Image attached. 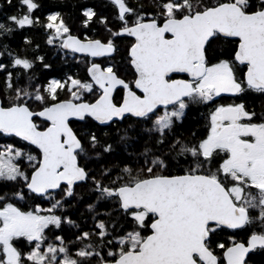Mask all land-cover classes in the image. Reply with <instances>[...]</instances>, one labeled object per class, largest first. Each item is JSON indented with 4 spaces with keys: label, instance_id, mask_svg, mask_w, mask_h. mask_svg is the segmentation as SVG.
Listing matches in <instances>:
<instances>
[{
    "label": "snow or ice",
    "instance_id": "1",
    "mask_svg": "<svg viewBox=\"0 0 264 264\" xmlns=\"http://www.w3.org/2000/svg\"><path fill=\"white\" fill-rule=\"evenodd\" d=\"M111 4L116 31L107 26V16L80 5L86 28L94 22L104 26L107 35L99 38L72 34L74 25L60 12L48 14L42 23L35 15L37 0H16L15 6L4 0L0 5V37L40 25L47 45L105 58L87 62L84 78L37 84L29 73L44 57L29 59L3 45L0 56L6 53L8 63L0 62L5 85L0 133L23 143L0 147V264H90L93 258L96 264H249L250 254L264 250V106L257 114L243 100L216 105L205 135L192 132L191 139L170 145L168 136L190 103L207 105L221 93L248 90L264 95V0ZM4 6L13 11H4ZM122 36L134 38L125 57L131 79L112 55L118 50L115 40ZM226 38H238V43L227 56L217 55ZM24 42L32 43L27 36ZM236 66H246L242 79ZM176 73L187 79L171 78ZM117 89L122 90L119 98ZM61 91L67 98H60ZM71 118L84 126L74 129ZM125 119L132 123L101 134L100 126L111 129ZM149 123L151 127H143ZM137 128L158 134L155 151L145 146L138 154L142 164L138 158L122 168L111 164L107 158L114 148L109 141L115 136L127 148L137 138L130 135ZM181 157L188 165L183 169ZM173 166L179 174H163ZM115 169L118 174L112 178ZM85 194L95 196L85 206L91 230L80 231L67 244L60 235L50 240V226L80 227L56 213L75 207ZM105 201L113 207L97 212ZM252 211L257 215H250ZM225 230L248 234L242 241L235 235L220 241ZM74 243L79 247L72 254L68 244Z\"/></svg>",
    "mask_w": 264,
    "mask_h": 264
},
{
    "label": "trees",
    "instance_id": "2",
    "mask_svg": "<svg viewBox=\"0 0 264 264\" xmlns=\"http://www.w3.org/2000/svg\"><path fill=\"white\" fill-rule=\"evenodd\" d=\"M135 2L136 0H130V3ZM142 2L146 7H148L150 4V0H142ZM208 2L211 4H215L216 0H213V2ZM37 3L40 4V8L36 10L35 15L40 17L42 23L47 22L46 17L48 14L52 12H60L65 22L69 25H74L73 27H75L76 24H79L77 35L80 37H83L85 34H87L90 37L99 38L104 31V26L100 25L97 22L92 23L88 28L83 25L82 19L80 18L82 13L80 5L93 7L98 13L108 17L110 21V23L107 25L108 27L118 29V24L115 22V9L111 4V0H37ZM0 5H4V0H0ZM13 5H16V0H13ZM4 11L11 13L13 11V8L4 6ZM2 19L3 16L0 15V20ZM25 36L31 39V44H25ZM130 41L131 40L129 38H118L115 41L118 45V50L113 54L115 62L121 65V71L127 72L128 79V74H132V70L126 66L127 61L125 57L127 56V48L130 46ZM5 44L8 45L10 50L20 52L21 55H27L29 59H32L35 56L44 57L43 63H41L40 61H36L34 64V68L29 73V75L35 76V83L37 84H46L51 79H58L63 82L68 76L84 78L86 75L85 64L89 60V57H82L80 60H76L73 58L70 52L66 50L61 51L57 46L47 45L46 31L40 25L14 32L10 37H0V52H3V45ZM230 49H233L232 45L223 44L222 47L217 48L216 54L219 55L221 52H223L224 55L227 56V53ZM0 62H3L5 64L8 63L6 53H4L3 56H0ZM44 64H48L49 67L44 68ZM244 71V68L236 70L238 79L243 78L242 73ZM3 76L4 74L0 73V96L5 95ZM63 93L64 91L60 92L61 99H64ZM116 96L119 98L121 96V93H117ZM234 98L237 97L222 96L218 100H214L213 103H208L207 105L192 103L184 119L176 123L175 127L173 128V134L168 136V145H170L171 142L176 139H191L190 133L192 132H195L198 137L205 135L206 129L209 124L208 115L210 110H212L216 105L230 104L233 102ZM241 98L243 99V101H245L247 107H250L253 104L254 100H256L251 90H248L246 94L243 95V97L241 96ZM91 123L96 124L93 121H91ZM130 123H132V120L125 119L123 124H113L111 129L100 126V132L101 134L103 132L114 133L117 127L124 128ZM84 124L85 122H73L71 125L74 129H77L83 127ZM143 127H151V124L149 123L143 125ZM130 135L137 138L129 141L127 148H125L123 144L116 143L115 136H113L112 140L109 141L110 143H113L114 148L113 153L107 158L111 164L119 165V167L122 168L125 163H130L132 160L137 158L140 159V163L142 164L143 158L139 157L138 154L143 152L144 147L147 146L149 148H153V150L155 151L156 146L154 144V141L158 137L157 133L142 132L139 128H137V130L135 132H131ZM7 143L18 145L23 142L19 141V139L15 137L0 134V145ZM168 145H165L163 151H168ZM32 150L35 151L34 148ZM129 153H132L133 155L129 156ZM156 154L159 153L157 152ZM178 160L180 169L186 168L188 166L186 163H184V159L182 157L178 158ZM93 166L98 168V165ZM132 166L138 167L139 165L133 164ZM164 172V174H179V169L173 166ZM117 174L118 169L113 170L112 178H114ZM97 177L99 178V172H97ZM94 199V195L85 194L75 207H67V210L65 212L56 213L57 215H65L69 217L72 221L80 226L79 228L67 224H62L60 229H56L55 227L50 226L49 229L46 230V236L50 239H53L56 235H60L64 238L65 243L67 244L69 241H75V236L79 235L80 231L91 230L93 221L91 218V213L87 211L85 206L89 203H92ZM74 200L75 197L68 200L67 204L71 205ZM36 202L40 203L43 207H49V203L44 200H37ZM112 207L113 205L110 202H99L96 211L105 212ZM99 218L105 220L108 219L104 216H100ZM247 234V231L242 230H225L219 233V237L220 241L227 242L229 236L235 235L237 240L242 241L246 238ZM68 246L70 252L74 254L79 247V244H68ZM248 261L249 264H264V250H261L260 252H253L249 256ZM90 264H96L94 258L90 261Z\"/></svg>",
    "mask_w": 264,
    "mask_h": 264
},
{
    "label": "flooded vegetation",
    "instance_id": "3",
    "mask_svg": "<svg viewBox=\"0 0 264 264\" xmlns=\"http://www.w3.org/2000/svg\"><path fill=\"white\" fill-rule=\"evenodd\" d=\"M215 43V42H214ZM238 43V40L237 39H229V38H226V39H224V40H222V41H220L219 42V48L220 47H222L223 46V44H230V45H232V48H234L235 46H236V44ZM72 54V53H71ZM74 55V54H73ZM240 68H244L245 69V71L244 72H246V66H236V70L238 69V70H240ZM171 78H173V79H187V76H185V75H173V76H171ZM118 93V92H117ZM117 95V94H116ZM243 95H245V94H233V95H223V96H235V97H237V98H234L233 99V102L232 103H240L241 102V100H243L242 98H241V96L243 97ZM253 95L255 96V99L256 100H254V102H253V104L250 106V107H248V109L249 110H253V111H255L257 114H260L261 113V110H262V106H264V95H262V94H258V93H255V92H253ZM222 97V96H221ZM245 102V101H244ZM192 105V103H190L189 105H188V107L186 108V110H185V115L183 116V118H182V120L184 119V117L186 116V113H187V111H188V109H189V107ZM163 111V108H161V112ZM191 134V133H190ZM250 215H253V216H256L257 215V212L256 211H252V212H250ZM261 250H259V252H260ZM256 252V251H255Z\"/></svg>",
    "mask_w": 264,
    "mask_h": 264
},
{
    "label": "rangeland",
    "instance_id": "4",
    "mask_svg": "<svg viewBox=\"0 0 264 264\" xmlns=\"http://www.w3.org/2000/svg\"><path fill=\"white\" fill-rule=\"evenodd\" d=\"M208 1H211V2H213V0H208ZM216 3V2H215ZM58 22V21H57ZM78 29H79V24H76L75 25V27H73V29H71L72 30V34H74V35H77V33H78ZM114 31H116V30H118V29H114V28H112ZM107 35V33H106V31H105V29H104V31H103V33H102V35L101 36H106ZM120 38H124V37H120ZM117 40V39H116ZM115 40V41H116ZM131 40V39H130ZM130 42H132V40L130 41ZM72 56H73V58L74 59H76V60H80L82 57H80V56H76V55H73L72 54ZM104 59L105 58H99V59H94V58H89V60L87 61V62H89V61H93V62H99V63H102L103 61H104ZM129 75V79H131L132 78V74L130 73V74H128ZM121 93V96H122V90H120V91H118V93ZM223 95H233V94H231V93H221L220 94V96H218V97H214V100H218L221 96H223ZM63 97L64 98H67V96H66V93L64 92L63 93ZM88 99H91V97H88ZM7 144H10V143H7ZM7 144H2V145H0V147H2L3 145H7ZM157 171H163V170H160V169H157ZM165 172L163 171V174H164ZM60 197H59V195L57 194L56 195V199H59ZM43 207V206H42ZM45 208H47V207H45ZM253 227H256V228H258V225H253ZM50 239V238H49ZM51 240V239H50Z\"/></svg>",
    "mask_w": 264,
    "mask_h": 264
},
{
    "label": "water",
    "instance_id": "5",
    "mask_svg": "<svg viewBox=\"0 0 264 264\" xmlns=\"http://www.w3.org/2000/svg\"><path fill=\"white\" fill-rule=\"evenodd\" d=\"M122 37H124V38H129V39H131L132 41L134 40V38H131V37H127V36H122ZM229 39H237L238 40V38H229ZM66 51H68V52H70V53H72V54H74V55H76V56H80V57H86L85 56V54H81V53H73V52H71L70 50H66ZM114 54V53H113ZM112 54V55H113ZM94 59H99V58H94ZM97 62V61H96ZM99 63V62H98ZM173 75H185L186 76V74H182V73H176V74H170V76H173ZM118 91H120V89H117L115 92H114V95H116L117 94V92ZM72 119V123L73 122H78V123H81V122H84V121H79V120H77V119H75V118H71ZM89 120H91V118H88ZM94 122V121H93ZM94 123H98V122H94ZM72 126V125H71ZM0 134H2V135H5V136H10V137H15L13 134H4V133H0ZM15 138H17V137H15ZM17 139H19V138H17ZM233 231H237V230H233ZM251 255V254H250ZM249 255V256H250ZM249 258V257H248Z\"/></svg>",
    "mask_w": 264,
    "mask_h": 264
}]
</instances>
